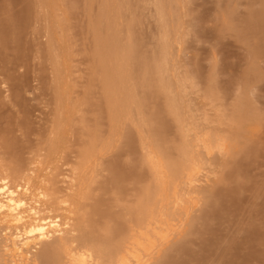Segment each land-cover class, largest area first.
Returning <instances> with one entry per match:
<instances>
[{
    "label": "rangeland",
    "instance_id": "rangeland-1",
    "mask_svg": "<svg viewBox=\"0 0 264 264\" xmlns=\"http://www.w3.org/2000/svg\"><path fill=\"white\" fill-rule=\"evenodd\" d=\"M119 2L125 6H117ZM156 2L0 0V23L13 21L1 23L5 26L1 34L10 28L0 40V54L6 53L0 55V193L6 191L5 195L17 199L14 195L21 190L26 221L38 212L39 218L47 222L55 219L60 225V234L36 247L37 241L30 243L29 264H40V257L59 238L62 245L56 251L62 248L63 252L54 253L59 256L57 261L65 253L64 264L113 262L108 256L110 249L128 230L132 233L136 229L141 207L138 201L146 190L151 193L145 198L170 211L172 217L169 234L162 233L167 243L158 239L154 254L142 253L140 264L143 260L144 264H264V0ZM26 8L34 14L30 11L27 15ZM17 18L24 20L20 22L23 31ZM127 54L128 60L123 61ZM22 55L26 57L17 58ZM153 59L163 70H152ZM122 87L132 89L134 97L142 101V109H136L139 112L126 103L119 107L120 116L111 115L113 101L125 90ZM154 114L163 117L150 118ZM153 128L156 134H152ZM161 149L167 151V158L162 157ZM140 163L145 175L142 179L130 177L140 169ZM167 164L177 167V175H171ZM7 190H11L9 195ZM161 218L166 220L163 213L158 222ZM16 226L23 232L21 225L0 215V264L19 263L9 248L11 236L18 232ZM115 229H122L117 237L111 235L116 234ZM78 240L91 244L86 249L67 247V241ZM130 256L129 264H139Z\"/></svg>",
    "mask_w": 264,
    "mask_h": 264
},
{
    "label": "bare ground",
    "instance_id": "bare-ground-1",
    "mask_svg": "<svg viewBox=\"0 0 264 264\" xmlns=\"http://www.w3.org/2000/svg\"><path fill=\"white\" fill-rule=\"evenodd\" d=\"M3 1V0H2ZM14 1V0H13ZM21 1V0H20ZM23 2V1H22ZM155 2H156V0H155ZM5 3H6V1H5ZM121 2H119V4H120ZM124 3V2H123ZM157 3V2H156ZM160 3V2H159ZM30 4V3H29ZM5 5V4H4ZM105 5V4H104ZM122 4H120V5H117V6H121ZM159 5V4H158ZM7 6V5H6ZM29 6H31V5H29ZM123 6V5H122ZM125 6V5H124ZM123 6V7H124ZM157 6V5H156ZM163 6V5H162ZM161 7V6H160ZM159 7V8H160ZM7 8V7H6ZM119 8V7H118ZM158 9V8H157ZM4 10V9H3ZM25 10V9H24ZM28 10V11H27ZM116 10H119V9H116ZM122 10H123V8H122ZM125 10H126V7H125ZM159 10V9H158ZM166 10V9H165ZM26 13H27V15H28V13H30V11H31V9H27L26 8ZM107 11V10H106ZM105 11V12H106ZM4 12H5V10H4ZM2 13V12H1ZM0 13V14H1ZM119 13V12H118ZM117 13V14H118ZM120 13H121V9H120ZM156 13H158V12H155V14ZM31 14H32V11H31ZM34 14V13H33ZM32 14V15H33ZM104 14V13H103ZM15 14H13V16H14ZM21 15V14H20ZM24 16H27L25 13L23 14ZM32 15H30V16H32ZM113 15V14H112ZM111 15V16H112ZM119 15V14H118ZM7 16V15H6ZM18 16V15H17ZM102 16V15H101ZM115 16V15H114ZM117 16V15H116ZM158 16V15H157ZM161 16V15H160ZM20 17H22V16H20ZM108 17V16H107ZM121 17V16H120ZM9 18V17H8ZM12 19H13V17H11ZM19 18V17H18ZM17 18V19H18ZM23 19L25 18V17H22ZM33 18V17H32ZM164 18V17H163ZM21 19V18H20ZM29 19H30V17H29ZM36 19V18H35ZM104 19H105V16H104ZM4 20V19H3ZM27 20V19H26ZM115 20V19H114ZM113 20V21H114ZM10 22L11 20H7V21H3V22H1V23H3L4 25L6 24V22ZM22 21H24V20H19L18 19V22H19V25H20V22H22ZM30 21H31V19H30ZM33 21V20H32ZM11 22H13V21H11ZM10 22V23H11ZM17 22V21H16ZM17 22V23H18ZM103 22V21H102ZM108 22V24H109V21H107ZM1 23H0V25H1ZM31 23V22H30ZM33 23V22H32ZM13 24V23H12ZM11 24V25H12ZM23 24H24V26H25V24L26 23H24L23 22ZM103 24H104V22H103ZM116 24V23H115ZM130 24V22L128 23V26H130L129 25ZM15 25H17V26H19L18 24H15ZM97 25V24H96ZM104 25H106V24H104ZM132 25H134V24H132ZM3 25H1V28L3 29V27H5V26H3ZM7 26H9V24H7ZM6 26V28H8ZM13 26V25H12ZM33 26V25H32ZM103 26V25H102ZM22 25H20V28H21V30H22ZM25 27H27V26H25ZM29 27V26H28ZM27 27V28H28ZM104 27V26H103ZM132 27L133 26H131V28H130V30L132 29ZM1 28H0V35L2 36H0V40L1 39H5V38H3V37H6V34L5 33H9V31L7 32V30L10 28H8L7 30H5L6 32L4 33V34H1V31H3L4 32V29L3 30H1ZM20 28H19V30H20ZM101 28V27H100ZM109 28H111V27H109ZM160 28V27H159ZM12 29V28H11ZM11 29H10V31H11ZM14 29V28H13ZM17 29V28H16ZM20 30V31H21ZM26 30V28H24V31ZM102 30L103 29H101V32H102ZM128 30H129V28H128ZM19 31V32H20ZM23 31V30H22ZM21 31V32H22ZM104 31V30H103ZM117 31V30H116ZM13 32V31H12ZM12 32H10V34L9 35H11L12 34ZM27 32H28V30H27ZM104 32H106V30L104 31ZM17 33V32H16ZM127 33V32H126ZM130 33V31H128V34ZM131 33L133 34V32L131 31ZM13 34H14V32H13ZM12 34V35H13ZM19 34V33H18ZM9 35H7V37L9 36ZM23 35V34H22ZM102 36V38H103V34H101ZM111 35V34H110ZM162 35H163V33H162ZM169 35V34H168ZM19 36V35H18ZM125 36H127V35H125ZM130 36H132L133 37V35H130ZM129 36V37H130ZM16 37V36H15ZM21 37V36H20ZM114 37H116V36H114ZM132 37H130V38H132ZM106 38V37H105ZM111 38V37H110ZM117 38V37H116ZM124 38H126V37H124ZM129 38V39H130ZM133 38H137L136 36L135 37H133ZM7 39V38H6ZM107 39V38H106ZM13 40H15L14 39V37H13ZM126 40H128V38L126 39ZM137 40V39H136ZM135 40V41H136ZM4 41H6V40H4ZM3 41V42H4ZM16 41H17V39H16ZM109 41V40H108ZM113 41V40H112ZM118 42H119V40H117ZM134 41V42H135ZM7 42L9 43V41L7 40ZM103 42V41H102ZM131 42H133L132 40H131ZM162 42V41H161ZM8 43H3V44H8ZM22 43V46H25V43L23 44V41L21 42ZM109 43V42H108ZM107 43V44H108ZM114 43V42H113ZM130 43V42H129ZM13 44H15V43H13ZM18 45H19V43H17ZM104 44V43H103ZM111 44V43H110ZM115 44V43H114ZM117 44V43H116ZM115 44V45H116ZM128 44V43H127ZM131 44V43H130ZM135 44V46L137 45V42L136 43H134ZM119 45H120V43H119ZM119 45H117V46H119ZM129 45V44H128ZM163 45V44H162ZM162 45H160L161 47H162ZM138 46V45H137ZM165 46V45H164ZM5 47V46H4ZM20 47H21V44H20ZM115 46H113V48H114ZM134 47V46H133ZM139 47V46H138ZM8 48V47H7ZM10 48V47H9ZM22 48V47H21ZM20 48V49H21ZM130 48V47H129ZM163 48V47H162ZM26 49V48H25ZM134 49V48H133ZM138 49V48H137ZM161 49V48H160ZM10 50V49H9ZM16 50H17V48H16ZM23 50V49H22ZM29 50V49H28ZM97 50V49H96ZM99 50V49H98ZM102 50V49H101ZM115 50V49H114ZM113 50V51H114ZM117 50H118V48H117ZM117 50H115V51H117ZM129 50V49H128ZM130 50H131V48H130ZM129 50V51H130ZM158 50V49H157ZM156 50V53H158V51ZM161 50H164V49H161ZM160 50V51H161ZM13 51V50H12ZM107 51V50H106ZM139 51V50H138ZM25 52V51H24ZM102 52H103V50H102ZM108 52H110V49H108ZM140 52V51H139ZM10 53V52H9ZM17 53V52H16ZM96 53V52H95ZM101 53V52H100ZM113 53V52H112ZM116 53V52H115ZM118 53V52H117ZM124 53V52H123ZM129 53V52H128ZM136 53H137V51H136ZM163 53V52H162ZM4 54H6V53H4ZM4 54H0V55H4ZM23 54V53H22ZM159 54V53H158ZM19 55V54H18ZM21 55V54H20ZM115 55H117V54H115ZM133 55V54H132ZM136 55V54H135ZM139 55V54H138ZM11 56V55H10ZM12 56H14V55H12ZM110 56V55H109ZM123 56V55H122ZM127 56H130L129 54H127V55H125V58L123 57V61L125 60V59H127L126 57ZM155 56V55H154ZM25 58L26 56H24V55H22V57H18L17 56V58H21V60H22V58ZM113 57V56H112ZM133 57H134V55H133ZM142 57V56H141ZM152 57V56H151ZM157 58H158V56H156ZM159 57H160V55H159ZM163 57V56H162ZM1 58V57H0ZM16 58V57H15ZM14 58V60H17V58L15 59ZM55 58V57H54ZM119 58H121V57H119ZM128 58H132V57H128ZM143 58H144V56H143ZM154 58V57H153ZM3 59V58H2ZM19 59L17 60V61H19ZM56 59H57V57H56ZM122 59V58H121ZM135 59V58H134ZM145 59H146V57H145ZM163 59H164V57H163ZM13 60V59H12ZM20 60V61H21ZM104 60V59H103ZM128 60V59H127ZM139 60H140V58H139ZM143 60V59H142ZM147 60H148V58H147ZM154 60V59H153ZM158 60V59H157ZM161 60V59H160ZM160 60H158V61H160ZM58 61V60H57ZM110 61H112V59L110 60ZM117 61V60H116ZM123 61H121V62H123ZM136 61V60H135ZM137 61H138V58H137ZM6 62V61H5ZM8 62H9V60H8ZM14 62V61H13ZM119 62V61H118ZM117 62V63H118ZM153 62V61H152ZM58 63V62H57ZM128 63V62H127ZM147 63V62H146ZM151 63V62H150ZM154 64H151V66L153 65L154 66V68H152V70L154 69L156 72L158 71H160L161 69H160V67L158 66V65H156L155 64V60H154V62H153ZM156 63H158L157 61H156ZM163 63V62H162ZM10 64H11V62H10ZM14 64V63H13ZM13 64H12V66H13ZM15 64H16V62H15ZM14 64V65H15ZM18 64V63H17ZM135 64V63H134ZM0 65H3L2 64V62H1V64ZM128 65V64H127ZM138 65V64H137ZM148 65V64H147ZM17 66V65H16ZM19 66V65H18ZM124 66V65H123ZM146 66V65H145ZM151 66H150V68H151ZM152 66V67H153ZM131 67V66H130ZM133 67H134V65H133ZM132 67V68H133ZM12 68V67H11ZM145 68V71H146V68L147 67H144ZM149 68V69H150ZM166 68V67H165ZM169 68V67H168ZM2 69V68H1ZM17 69V68H16ZM19 69V68H18ZM101 69H102V67H101ZM104 69V68H103ZM102 69V70H103ZM135 69V68H134ZM148 69V70H149ZM160 69V70H159ZM11 70V69H10ZM136 70H138V69H136ZM144 70V69H143ZM163 70V69H162ZM7 71V70H6ZM145 71H143V72H145ZM155 71H153V72H155ZM8 72V71H7ZM147 72V71H146ZM166 72V71H165ZM105 73H106V71H105ZM132 73V72H131ZM136 73H137V71H136ZM0 74H1V72H0ZM6 74V73H5ZM16 74V73H15ZM157 74V73H156ZM164 74V73H163ZM166 74H167V72H166ZM9 75H11V73L9 74ZM8 74H7V76L9 77V79H8V77L6 78L8 81L11 79L10 78V76H9ZM12 75H14V74H12ZM15 76V78L14 79H16L17 77H16V75H14ZM13 76V77H14ZM105 76H106V74H105ZM146 76H148V75H145L144 76V78L146 77ZM152 76H153V74H152ZM149 77H151V76H149ZM2 78H4V77H2ZM106 78H107V76H106ZM137 78V77H136ZM143 78V79H144ZM152 78V77H151ZM151 78H150V80H151ZM158 78H160V77H158ZM157 78V79H158ZM13 79V78H12ZM147 79V78H146ZM5 80V79H4ZM139 80V79H138ZM149 80V81H150ZM159 80V79H158ZM163 80V79H162ZM166 80V79H165ZM112 81V80H111ZM110 81V82H111ZM143 81V80H142ZM147 81H148V79H147ZM157 81V80H156ZM3 83L2 84H4V81H2ZM18 82V81H17ZM128 82V81H127ZM138 82V81H137ZM144 82V81H143ZM6 83V82H5ZM11 83H12V81H11ZM14 84H15V81L13 82ZM126 83V82H125ZM135 83V82H134ZM133 83V84H134ZM1 84V83H0ZM124 84V83H123ZM129 84V83H128ZM147 84V83H146ZM151 84H153V83H151ZM166 84V83H165ZM9 85V84H8ZM148 85V84H147ZM173 85V84H172ZM122 86V85H121ZM139 86V85H138ZM141 87H142V85H140ZM145 86V85H144ZM150 86V85H149ZM153 86V85H152ZM151 86V87H152ZM14 88L16 87V85L15 86H13ZM18 87V86H17ZM120 87V86H119ZM123 87H125V86H123ZM123 87H122V89H123ZM137 87V86H136ZM140 87V88H141ZM150 87V88H151ZM154 87H155V85H154ZM19 88V87H18ZM18 88H16V90L18 89ZM108 88V87H107ZM117 88V87H116ZM126 88H131V87H128V85H127V87ZM146 88V87H145ZM157 88V87H156ZM163 88H165V87H163ZM119 89V88H118ZM125 89V88H124ZM123 89V90H124ZM15 90V91H16ZM108 90V89H107ZM116 90V89H115ZM132 90V89H131ZM131 90H124V91H120L118 94V96H117V98L113 101V103H114V107H111L110 108V110H111V115H119L120 113L118 112V111H120L121 109H119V107L120 106H122V105H125L126 103H128L129 104V106H127L129 109H131V108H135V110L136 109H138V110H140V108L141 107H143L142 106V101H138L137 99H136V96L134 97V95H133V93L131 92ZM137 90V89H136ZM150 90V89H149ZM153 90V89H152ZM109 91H111V90H109ZM146 91H148V90H146ZM151 91V90H150ZM137 92V91H136ZM138 93V92H137ZM142 93H144V92H142ZM160 93V92H159ZM167 94V93H166ZM108 95H110V94H108ZM113 95H114V93H113ZM144 95V94H143ZM142 95V96H143ZM116 96V95H115ZM167 96V95H166ZM1 97V96H0ZM110 97H112V96H110ZM109 97V98H110ZM138 97V96H137ZM144 97V96H143ZM12 98H13V96H12ZM140 98V97H139ZM1 99H3V98H1ZM111 99V98H110ZM143 99V98H142ZM113 100V99H112ZM140 100V99H139ZM163 100H166V99H163ZM1 101V100H0ZM7 101V100H6ZM11 101V100H10ZM144 101V100H143ZM2 102V101H1ZM0 102V103H1ZM110 103H112L111 101H110ZM109 103V105H111ZM112 103V104H113ZM144 103H147V102H144ZM143 103V105H145ZM2 104V103H1ZM148 104V103H147ZM127 105V104H126ZM149 106V105H148ZM166 106H169V105H166ZM131 107V108H130ZM145 107V106H144ZM147 107V106H146ZM145 107V108H146ZM163 107V106H162ZM171 107V106H170ZM144 108V109H145ZM160 108H161V106H160ZM142 109V108H141ZM159 109V108H158ZM162 109H164V108H161V110ZM135 110H134V112H135ZM138 110H136V112L138 111ZM149 110V109H148ZM170 109H166V111H169ZM125 111H127V109H126V107H125ZM145 111V110H144ZM165 111V110H164ZM163 111V112H164ZM172 111H173V109H172ZM139 112V111H138ZM149 112V111H148ZM161 113H163L162 111H160ZM159 112V113H160ZM176 112V111H175ZM129 113V112H128ZM150 113H151V111H150ZM153 113V112H152ZM155 113V112H154ZM165 114L167 113V112H164ZM172 113V112H171ZM132 114H133V112H132ZM136 116H137V114L136 113H134ZM141 114V113H140ZM143 114H144V112H143ZM145 114H147L146 116H148V113L146 112ZM165 114H163V115H165ZM160 115V114H159ZM158 114L155 116V114L153 115V117L152 116H150V118H153L154 119V117L156 118L157 116H159ZM120 116V115H119ZM141 116V115H140ZM145 116V117H146ZM160 116H162V114L160 115ZM173 116V115H172ZM112 117H114V116H112ZM116 117V116H115ZM163 117V116H162ZM165 117V116H164ZM169 117V116H168ZM119 118V117H118ZM117 118V119H118ZM139 118V117H138ZM141 118H143L142 116H141ZM148 118H149V116H148ZM176 118V117H175ZM115 119V118H114ZM137 119V118H136ZM140 119V118H139ZM146 119V118H145ZM157 119V118H156ZM155 119V121H158V120H156ZM164 119V118H163ZM142 120V119H141ZM162 122H163V120L162 119H160ZM166 120V119H165ZM164 120V121H165ZM146 121H147V119H146ZM154 121V122H155ZM143 122V121H142ZM162 122L160 123L161 124V128H162ZM136 123H138V121L136 122ZM159 123V122H158ZM157 123V124H158ZM163 123H165V122H163ZM149 124H151V123H149ZM179 124V123H178ZM159 125V124H158ZM153 126V125H152ZM167 125H165V127H166ZM169 126V125H168ZM167 126V127H168ZM165 127H163V132H166V130H167V128H166V130H165ZM154 128L157 130V128H156V125L154 126ZM154 128L152 129L153 131V133L152 134H156V132H155V130H154ZM168 128H170V127H168ZM149 129V128H148ZM159 131V130H158ZM130 132V131H129ZM126 134V133H125ZM166 134H168V131H167V133ZM128 136V135H127ZM155 136V135H154ZM154 136H153V138H154ZM166 136V135H165ZM163 137H164V134H163ZM165 138V137H164ZM164 138L163 139H161L162 141L164 140ZM167 138V140H168V137H166ZM126 139V138H125ZM132 140H133V138H132ZM161 140H158L160 143H162L161 142ZM167 140H165L164 142H166ZM183 140V139H182ZM169 141V140H168ZM157 142V141H156ZM159 142H157L158 144H159ZM132 144V143H131ZM168 145V144H167ZM157 147H159V146H157ZM163 147V146H162ZM183 147V146H182ZM168 148H170V147H168ZM163 149V148H162ZM161 149V150H162ZM171 149V148H170ZM169 149V150H170ZM176 150H177V148H176ZM184 151V150H183ZM187 153V152H186ZM185 153V154H186ZM87 154V153H86ZM183 154V153H182ZM166 155H168V153H167V151L166 150H162V157H165ZM170 155H171V153H170ZM170 155L168 156V157H170ZM181 156V155H180ZM83 157V156H82ZM148 157V156H147ZM182 157V156H181ZM158 158V157H157ZM166 158H167V156H166ZM189 158H190V156H189ZM154 159V158H153ZM163 159H165V158H163ZM192 158H190V160H191ZM146 160H148V159H146ZM145 160V161H146ZM155 160L156 159H154V161H153V163H155ZM168 160V159H167ZM171 161V160H170ZM141 162H142V160H141ZM148 162V161H147ZM160 162V161H159ZM173 162V161H172ZM194 162V161H193ZM178 163V166H179V162H177ZM189 164H190V162H188ZM83 164V163H82ZM141 164V163H140ZM145 164V163H144ZM175 164V163H174ZM174 164H172V165H174ZM191 164H192V162H191ZM142 165L143 164H141L140 165V169L138 170L137 168H135V169H137V171L135 170V171H133L131 174L132 175H130V177L131 176H139L140 177V179H142V177L145 175V173H144V169H142ZM148 165V164H147ZM146 165V166H147ZM160 165V164H159ZM169 165L171 166V168H169ZM167 164V168H169L170 169V171H171V175L172 176H175V175H177V172H178V169H177V167H172V165L171 164ZM149 166V165H148ZM161 166V165H160ZM182 166V165H181ZM115 167V166H114ZM151 167L152 168H154L153 167V165H150L149 166V168L151 169ZM183 167H185V165L183 166ZM191 167V166H190ZM148 168V167H147ZM84 169V168H83ZM131 169H133V168H131ZM146 169V168H145ZM114 170H116L115 168H114ZM120 170V169H119ZM121 170H123V169H121ZM147 170V169H146ZM149 170V169H148ZM183 170V172L184 171H186V168L185 169H182ZM191 170H192V168H191ZM125 171V170H124ZM124 171H122L123 173H124ZM150 171V170H149ZM154 171V170H153ZM156 171H157V169H156ZM170 171L168 170V171H166L167 173L169 172L170 173ZM187 171H190V170H187ZM126 172H128L127 171V169H126ZM146 172V171H145ZM158 172V171H157ZM180 172V171H179ZM182 172V171H181ZM192 172V171H191ZM120 173V172H119ZM155 174H156V172H154ZM158 173H160V172H158ZM163 173V172H162ZM189 173V172H188ZM112 174V173H111ZM115 174V173H114ZM122 174V173H121ZM130 174V173H129ZM180 175H181V173H179ZM128 175V174H127ZM169 175V174H168ZM187 175V174H186ZM75 176V175H74ZM118 176V175H117ZM120 176H122V175H120ZM152 176V175H151ZM171 176V179H173V177ZM182 176H183V174H182ZM190 176V175H189ZM73 177V176H72ZM128 177H129V175H128ZM136 177V178H137ZM160 177V176H159ZM163 177V176H162ZM165 177V176H164ZM81 178V177H80ZM116 178V177H115ZM152 178H153V176H152ZM189 178V177H188ZM118 179H119V177H118ZM130 179V178H129ZM159 179V178H158ZM179 179H181V178H179ZM163 180V179H162ZM168 180H170V179H168ZM26 181H28V180H26ZM69 181V180H68ZM113 181V180H112ZM116 181V180H115ZM122 181V180H121ZM120 181V182H121ZM158 181V180H157ZM171 181H173V180H171ZM175 181V180H174ZM29 182V181H28ZM72 183V182H71ZM75 183V182H74ZM116 183V182H115ZM166 183H168V181L166 182ZM18 184V183H17ZM66 184V183H65ZM152 184V183H151ZM26 185V184H25ZM29 185V184H28ZM112 185V184H111ZM116 185H117V183H116ZM120 185H121V183H120ZM123 185V184H122ZM157 185H159V184H157ZM24 186V185H23ZM113 186H115V184L114 185H112V188H113ZM1 188L3 187V186H0ZM18 187V189H21L20 188V186H17ZM16 187V188H17ZM22 187V186H21ZM26 187V186H25ZM15 188V187H14ZM23 188V187H22ZM119 188H120V186H119ZM118 188V189H119ZM125 188V187H124ZM152 188V187H151ZM154 188H155V186H154ZM154 188H152V189H154ZM163 188V187H162ZM168 188V187H167ZM171 188V187H170ZM174 188V187H173ZM4 189V188H3ZM116 189V188H115ZM150 189V188H149ZM13 190V189H12ZM26 190H27V188H26ZM121 190V189H120ZM155 190V189H154ZM160 190V189H159ZM162 190V189H161ZM170 190V189H169ZM168 190V191H169ZM236 190H237V188H236ZM11 190H7V193L8 192H10ZM20 191L21 190H17L16 191V193H15V195H14V197L17 195V199H15V198H11L10 196H7V195H5L6 194V191L5 192H3V193H5V194H1V196H0V215H2L4 218H11L12 220H13V222L15 223V224H17V225H21V227H22V230H23V232H19V229H17V226H16V230L18 231V232H16V234H13L12 236H11V238H10V247L9 248H11L10 249V251H12V253H13V255L15 256V259H17L16 261H18L19 263L18 264H29L30 262H32V261H30V258H29V253H30V245L32 244V242H35V241H37V243H36V245H35V247L38 245V244H40L42 241L44 242L45 240H47L51 235H58V234H60V230H59V221H56L55 219H54V221H52V220H50V221H48L47 222V220H45V219H41V218H39L38 216V212H33L34 213V215H33V217H32V219H31V221H26V216H25V214H26V212H25V210H24V208H25V206H26V203H25V201H24V199H22V195L20 194ZM174 192L176 191V190H173ZM225 191V190H224ZM228 191V190H227ZM50 192V191H49ZM60 192V191H59ZM124 192V191H123ZM170 192V191H169ZM177 192V191H176ZM231 192V191H230ZM120 193V192H119ZM151 192H150V190H146V192L145 193H143L142 192V194H144V196H142L141 194H139V197H140V195L142 196V198L140 197V201H138L139 202V205L141 206L140 207V209L138 210V212H137V210H136V212L138 213V219H139V221L137 222V221H135V222H137V225H135L136 226V229L134 230V228H133V232L132 233H130V230H128L127 232L129 233V235H127V234H125L124 236L122 235V234H124L125 232L123 231V233L122 232H120V236L119 237H121V236H123V238L121 239V240H119V239H117V241H118V243L116 244V245H112V247H111V249H110V255H108L109 256V258L110 259H113V262H109V264H129L128 263V256L129 257H131L130 255H133L132 256V258L133 259H135L136 261H137V263L139 262V264L141 263V259H142V257L143 256H141V254L142 253H146L147 254V256L148 255H150L151 253H152V251H154L153 249L155 248V245H156V243H157V241H158V239L160 240V239H162L163 241H164V236H162V233H163V235L165 234L164 232H167V229H168V225H169V219H170V217H172V214H171V212L170 211H168V210H162L161 208H159L160 206H157V204L155 205V203H157V202H152V201H150V200H147L145 197L146 196H148L149 194H150ZM159 193V192H158ZM218 193V192H217ZM126 194V193H125ZM173 194V192L171 193V195ZM224 194V193H223ZM229 194V193H228ZM5 195V197L7 196V197H9V198H11V199H7V197L5 198V197H2V196H4ZM8 195H9V193H8ZM13 195V194H12ZM48 195V194H47ZM49 195H50V193H49ZM58 195V194H57ZM119 195V194H118ZM160 195V194H159ZM126 196V195H125ZM155 196V195H154ZM215 196V195H214ZM220 196H222V195H220ZM50 197V196H49ZM52 197V196H51ZM160 197H161V195H160ZM163 197H165V196H163ZM172 196H170V198H171ZM223 197V196H222ZM48 198V197H47ZM137 198V197H136ZM153 198V197H152ZM177 198V197H176ZM221 198V197H220ZM34 199V198H33ZM50 199H52V198H49V200ZM55 199V198H54ZM53 199V200H54ZM66 199V198H65ZM151 199V198H150ZM157 199H159L158 198V195H157ZM157 199H155V201L157 200ZM165 199V198H164ZM209 199V198H208ZM60 200V199H59ZM64 200V199H63ZM167 200V199H166ZM212 200H214V199H212ZM220 200V199H219ZM225 200V199H224ZM154 201V200H153ZM226 201V200H225ZM228 201V200H227ZM136 202V201H135ZM159 202V201H158ZM163 202V201H162ZM213 202H216V200H214ZM213 202L211 203V204H213ZM224 202V201H223ZM35 203V202H34ZM49 203V202H48ZM53 203H55L56 204V202L54 201ZM58 203V202H57ZM160 203V202H159ZM168 204H169V201L167 202ZM207 203V202H206ZM217 203H218V200H217ZM216 203V204H217ZM54 204V205H55ZM166 204V203H165ZM215 203H214V205H216ZM61 205V204H60ZM138 205V206H139ZM161 205V204H160ZM51 206H53L52 204H51ZM216 206H219V204H217ZM29 207V206H28ZM39 207V206H38ZM57 207V206H56ZM137 206L135 205V208H136ZM211 207H213V206H211ZM100 208V207H99ZM98 208V209H99ZM138 208V207H137ZM214 208V207H213ZM216 208V207H215ZM94 209V208H93ZM98 209H96V211H98ZM102 209V208H101ZM121 209V208H120ZM131 209V208H130ZM145 209V210H144ZM173 208H171V210H172ZM174 209H176V208H174ZM217 209V208H216ZM218 209H220V208H218ZM100 210V209H99ZM123 210V209H122ZM32 211H33V209H32ZM102 211V210H101ZM100 211V212H101ZM131 211V210H130ZM94 212H95V210H94ZM93 212V213H94ZM100 212H99V214L98 215H100ZM119 212V211H118ZM209 212V211H208ZM214 212V211H213ZM218 212V211H217ZM163 213V215H164V217L166 218V220H162V218H161V221H159L158 222V217H160L161 216V214ZM207 213V212H206ZM206 213L204 214V215H206ZM219 213V212H218ZM32 214V213H31ZM101 214H102V212H101ZM117 214H119V213H117ZM209 214V213H208ZM95 215V214H94ZM130 215V214H129ZM211 216L213 215L212 213L210 214ZM210 215H208V216H210ZM91 216H93V214H91ZM103 217V218H105L103 215H100V217ZM127 216V215H126ZM210 216V217H211ZM215 216V215H214ZM217 216V215H216ZM98 217V216H97ZM99 217V218H100ZM107 217V216H106ZM130 217V216H129ZM137 217V216H136ZM188 217V216H187ZM202 217H204V216H202ZM207 217V216H206ZM209 217V218H210ZM213 217V216H212ZM218 217V216H217ZM94 218V217H93ZM131 218H132V216H131ZM214 218V217H213ZM91 219H92V217H91ZM110 218H108V220H109ZM172 219V218H171ZM89 220V219H88ZM88 220H86V221H88ZM94 220V219H93ZM84 221V220H83ZM109 221H112L111 219L109 220ZM132 221H134V220H132ZM90 222H92V220L90 221ZM94 222H95V220H94ZM93 222V223H94ZM115 222V221H114ZM114 222L112 221L111 223H113L114 224ZM204 222V221H203ZM6 223V222H5ZM117 223H119V221H117ZM116 223V224H117ZM132 223V222H131ZM211 223V222H210ZM87 224H89V223H87ZM69 224H67V226H68ZM162 225H163V227H162ZM172 225H174V224H172ZM176 225V224H175ZM182 225V224H181ZM206 225V224H205ZM94 226V225H93ZM115 227H118V226H116V225H114ZM114 226L112 227V229H114ZM119 226H120V223H119ZM130 226V225H129ZM155 226H158V227H155ZM19 227V226H18ZM91 227H92V225H91ZM126 227H128V226H126ZM125 227V228H126ZM170 227V226H169ZM171 227H173V226H171ZM205 227H207V226H205ZM20 228V227H19ZM68 228V227H67ZM109 228V227H108ZM118 228H120V227H118ZM124 228V229H125ZM131 228V227H130ZM112 229H110L109 228V230H112ZM129 229V228H128ZM171 229V228H170ZM181 229V228H180ZM208 229V228H207ZM11 230V229H10ZM69 229H67L66 231H68ZM108 229H107V231H109ZM132 230V229H131ZM169 230V229H168ZM174 230V231H173ZM173 233H175L176 231V229H174L173 228ZM182 230V229H181ZM61 231H62V229H61ZM93 231V233H94V230H92ZM119 231H122V229L121 230H116L115 229V231L114 232H116V234H113V233H111V235L112 236H114V235H116V237L119 235ZM178 231H180V230H178ZM183 231V230H182ZM181 231V232H182ZM207 231V230H206ZM208 231H210V230H208ZM70 232H71V230H70ZM111 232H113V230L111 231ZM117 232H118V235H117ZM169 232L170 231H168L167 233L169 234ZM205 232V231H204ZM93 233H91V234H93ZM110 233V232H109ZM109 233H108V235H109ZM166 233V234H167ZM5 234V233H4ZM111 235H110V237H111ZM178 235V234H177ZM91 236V235H90ZM89 236V237H90ZM97 236V235H96ZM165 236H167V235H165ZM173 236H174V234H173ZM173 236H171V238L173 237ZM94 237H95V235H94ZM115 237V236H114ZM118 237V238H119ZM65 238V237H64ZM97 238H98V236H97ZM88 239V238H87ZM94 239L95 238H91L90 240H93L94 241ZM100 239V238H99ZM99 239H97L98 240V242H99ZM1 240V239H0ZM8 240V239H7ZM61 238H59V241L57 240V242L55 243V244H53V245H50L49 247L50 248H48L47 249V251H45V254H43V256H42V258L40 257V259H41V262H40V264H58V261L59 262H61L62 261V263L64 264V262H66V261H64V260H62L63 258H64V256H67V254H65L64 253V256L62 255V256H60V258H61V260H60V258L58 259V261H57V258H56V256L58 255V254H60V253H62L63 251H61V249H60V252H57L56 250H59L58 249V246L61 244ZM65 240H67V239H65ZM101 240V239H100ZM107 240V239H106ZM105 240V241H106ZM170 240V239H169ZM64 241V240H63ZM79 241V240H78ZM69 242V241H67L70 245H67V247H72V248H70V249H73V248H77V249H86L87 248V245H89V244H91L90 243V241H87V240H82L81 242L79 241V242ZM93 241H91V242H93ZM105 241H104V243H105ZM161 241V240H160ZM159 241V242H160ZM166 241V240H165ZM164 241V242H165ZM66 242V243H67ZM96 242V241H95ZM98 242H96V243H98ZM103 241H100L99 243H102ZM164 242H162V243H164ZM31 243V244H30ZM95 243V244H96ZM107 243H109L108 242V240H107ZM165 243H167V242H165ZM8 245V246H9ZM62 245V244H61ZM65 245V244H64ZM92 245H94V244H92ZM111 245V244H110ZM4 246V245H3ZM7 246V247H8ZM66 246V245H65ZM64 246V247H65ZM74 246V247H73ZM91 246V245H90ZM95 246H97V245H95ZM61 246H59V248H60ZM63 247V246H62ZM63 247V248H64ZM98 247V246H97ZM8 249V248H7ZM91 249H93V248H91ZM4 250H5V248H4ZM63 250V249H62ZM99 250V249H98ZM98 250H96V251H98ZM185 251H186V249H184ZM188 250V249H187ZM10 251H9V253H10ZM55 251V252H54ZM76 251V250H75ZM83 251V250H82ZM89 251V250H88ZM182 251V250H181ZM78 251H76V253H77ZM81 252V251H80ZM92 252H95V250H93ZM178 252H179V250H178ZM184 251H182V253H183ZM190 252V251H189ZM2 253H4V252H2ZM6 253H7V251H6ZM57 253V255L55 256V254ZM84 252H82V254H83ZM97 253H99V252H97ZM101 253L102 252H100V255H101ZM108 253V254H109ZM54 254V255H53ZM74 254V253H73ZM103 254V253H102ZM145 254V255H146ZM154 253H152V255H153ZM188 254V252H186V255ZM11 255V254H10ZM80 255V254H79ZM77 256H78V253H77ZM11 257V256H10ZM57 257H59V256H57ZM63 257V258H62ZM82 257H84V254L82 255ZM141 257V258H140ZM176 257V256H175ZM191 257H193V256H191ZM66 258V257H65ZM64 258V259H65ZM68 258H69V260L70 259H72L73 258V256H72V251L70 250V253H68ZM76 258H79V257H76ZM75 258V259H76ZM86 258V257H85ZM96 258V257H95ZM182 258V257H181ZM6 259V258H5ZM39 259V260H40ZM97 259H98V257H97ZM109 259V260H110ZM131 259V258H130ZM132 259V260H133ZM176 259V258H175ZM11 260V259H10ZM32 260H34V259H32ZM72 260H74V259H72ZM72 260H70V261H72ZM76 260H78V259H76ZM81 260H83L84 261V259L82 258L81 259V257H80V261ZM64 261V262H63ZM111 261V260H110ZM136 261H134V262H136ZM169 261V260H168ZM182 260H180V262H181ZM184 261V260H183ZM182 261V262H183ZM187 261V260H186ZM84 262H86V260L84 261ZM83 262V263H84ZM173 262V261H172ZM178 262V261H177ZM181 262V263H182ZM17 263V262H16ZM33 263H34V261H33ZM67 263V262H66ZM69 263V262H68ZM82 262L80 263H78V264H83ZM92 263H94V262H90V264H92ZM106 263V262H105ZM142 263L144 264L145 263V260H143L142 261ZM169 263H171L170 261L168 262V264ZM13 264V263H12ZM35 264H39V262H37V261H35ZM60 264V263H59ZM71 264V263H70ZM75 264H77V263H75ZM85 264V263H84ZM87 264V263H86ZM95 264H97L96 262H95ZM131 264V263H130ZM135 264V263H134ZM171 264H175V261L173 262V263H171ZM179 264V263H178ZM186 264V263H185Z\"/></svg>",
    "mask_w": 264,
    "mask_h": 264
}]
</instances>
